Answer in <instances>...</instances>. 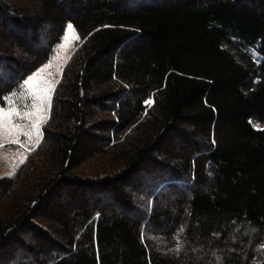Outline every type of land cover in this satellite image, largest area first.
<instances>
[{
	"label": "trees",
	"instance_id": "16d2710c",
	"mask_svg": "<svg viewBox=\"0 0 264 264\" xmlns=\"http://www.w3.org/2000/svg\"><path fill=\"white\" fill-rule=\"evenodd\" d=\"M14 2L1 105L68 23L80 41L41 143L0 177V264H264V0ZM94 155L121 165L83 172Z\"/></svg>",
	"mask_w": 264,
	"mask_h": 264
},
{
	"label": "rangeland",
	"instance_id": "374dc122",
	"mask_svg": "<svg viewBox=\"0 0 264 264\" xmlns=\"http://www.w3.org/2000/svg\"><path fill=\"white\" fill-rule=\"evenodd\" d=\"M14 1L16 2V0H12V2ZM17 2L22 4V7L27 9V11H29L31 14L35 15L39 13L38 8L35 7V5L31 4L30 2H27V0H17ZM65 34H66V29L63 37L65 36ZM68 35L69 38L67 41L61 39L60 43L58 44L60 47H57L51 59L30 74L32 75L33 73H36L39 69H41L44 65L46 64L48 65V67L44 68V71L40 72L39 75L35 77L34 81L32 82V90L35 91L37 94L42 93L43 90L49 88L53 84H56V81H58L61 78L64 64L66 63L67 59L70 57L72 52L75 50V48L78 46V43L80 41V36L77 30L75 29V27H74V32ZM77 36L79 37L78 39L76 38ZM17 43H21V42L18 41ZM16 51H19L21 55L23 53V56L28 54V51L21 52L19 49ZM52 94H53L52 92L48 93V95L51 97ZM148 101H151V103H153L151 99ZM26 102L28 101H25V103ZM151 103L148 104L151 105ZM14 106L19 107L22 112L24 111L35 112V109L31 107L23 108L22 105H18V104H15ZM0 107L4 108L5 110H8L9 105L8 103H6L5 105L0 104ZM44 109L45 110L42 112H37L34 117L35 121L41 124V132H42V126L45 123L49 114L47 104L44 105ZM11 123L23 127L24 131H32L33 135H32V139L29 140L27 137L17 132H13L11 135L7 133L0 134V143L3 144V146L0 147V177L15 172L16 169L22 164L21 161H25V159L27 158V155L30 152L28 149L29 148L33 149L36 146L37 136L35 135V130L30 128L32 121H30L27 118H14L11 121ZM254 124L256 126L260 125V123L258 122H254ZM18 134L23 147L20 145L8 143L9 140L14 139ZM176 137L177 138L174 139L175 143H173L172 146L176 149L180 147L182 148L181 145H183V139L178 138V136ZM178 139L180 140V142H178ZM115 165H117L116 167L121 165V160L119 159L114 160L112 157L108 158L106 156L104 157V156L94 155L88 158L87 161H85L81 165L80 169L83 170V172L89 174H98L100 172L107 171L110 167H114ZM45 222L49 225V227L51 225L52 229H54L55 231L57 230L58 225L56 224V222L54 223L52 220H48Z\"/></svg>",
	"mask_w": 264,
	"mask_h": 264
},
{
	"label": "snow or ice",
	"instance_id": "6c2138e0",
	"mask_svg": "<svg viewBox=\"0 0 264 264\" xmlns=\"http://www.w3.org/2000/svg\"><path fill=\"white\" fill-rule=\"evenodd\" d=\"M74 32V26L69 23L66 27V34L62 38L64 41H67L69 38L68 34H71ZM79 38L78 36L76 37ZM57 47H60L59 45ZM48 65H44L41 69H39L36 73H33L32 75H29L25 80L22 81V83L19 84V90H20V98L24 99L28 102L24 103L22 105L23 108H33L35 109V112L31 111H24L22 112L21 109L17 106H14L16 104L15 98L17 96V91L14 89L10 93L9 98H5L6 102L9 105L8 110H5L4 108L0 107V134L7 133L11 135L13 132H17L19 134L24 135L29 140L32 139L33 132L32 131H24V128L19 125H14L11 123V121L14 118H27L30 121H32L30 128L35 130V135L37 136L36 139V145H39L41 143L40 137L42 136L41 132V124L36 122L34 117L37 112L44 111V105L47 104L48 110L51 108V96L48 95L49 92L54 93L55 87L57 84H59L60 81H56V84L51 85L49 88L43 90L42 93L37 94L35 91L32 90V82L34 81V78L39 75L40 72L44 71V68H47ZM25 93L27 95L25 96ZM146 103H151V101H148ZM19 134L14 138L8 141V143L20 145L21 141L19 139ZM3 144L0 143V147H2ZM29 151H32L31 148L28 149ZM24 161H21L23 163ZM9 175H15V172L10 173ZM180 231H183V228L180 229ZM176 251H179V247L176 249Z\"/></svg>",
	"mask_w": 264,
	"mask_h": 264
}]
</instances>
